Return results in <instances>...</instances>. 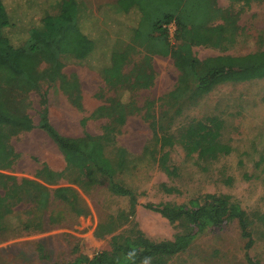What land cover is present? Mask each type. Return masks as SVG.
<instances>
[{"label":"rangeland","instance_id":"obj_1","mask_svg":"<svg viewBox=\"0 0 264 264\" xmlns=\"http://www.w3.org/2000/svg\"><path fill=\"white\" fill-rule=\"evenodd\" d=\"M0 1L10 21V26L2 33L13 47H19L28 39L31 28L41 24L43 17L58 12L62 0ZM77 1L80 9L78 26L83 35L94 41L93 51L86 56L73 50L71 53L77 57L73 58L65 53L70 52V45L54 40L52 47L62 52L61 73L78 80L80 107L73 104L72 95L60 90L58 82H42L38 90L26 94V112L36 125L43 95L50 123L64 136L100 135L105 131L104 127L113 126L110 144L122 147L128 155L126 168L113 180L134 193V211L129 213L128 197L110 192L105 177L96 174L94 183L74 182L76 174L66 169L61 152L35 126L9 140L18 158L9 170L2 172L15 177L17 182L22 179L39 181L50 191L71 187L76 200L73 208L57 200L50 204L46 218L51 215L55 222L42 232L23 230L24 225L37 219L27 212L33 204L24 200L12 201L13 212L5 219L4 232L0 231V264L68 263L79 254L91 258L111 250L112 235L133 236L137 233L153 241L172 240L176 235L187 238V247L166 264H264V222L259 220L264 214V78L222 81L205 96L193 101L188 98L166 101L164 97L174 90L180 73L170 56L152 55L149 65L153 84L123 95L124 99L132 97L138 107L144 105L140 115L129 116L122 124H116L113 118L98 117L96 110L106 103V98H119L106 86L102 69L109 64L112 51L121 50L131 40L139 16L133 10L119 13L132 0ZM215 2L221 10L236 14L231 41L218 47L192 46V56L202 61L264 51V3L246 6L228 0ZM222 23V19H216L210 25ZM63 32L68 41L73 28ZM173 32L172 28L168 31V42L175 49L179 42L173 40ZM141 57V53H132L130 62L124 66L126 70L129 71ZM44 67L42 62L38 68ZM190 84L193 86L191 81ZM145 113L153 115L161 128L157 129L159 142L156 145L149 127L151 119H142ZM208 118L222 121L221 141L231 147L227 156L213 161L199 159L196 154L187 155L178 144L162 145V138H176L189 124ZM105 151L110 159L115 157L113 146ZM164 154H167L165 163L161 164L157 159ZM43 165L62 176L35 178ZM0 193H3L1 187ZM206 194L228 195L230 202L246 213L253 239L251 246L246 247L248 239L241 236L236 219L206 226L186 219L170 224L160 214L145 207L160 203L187 205L190 200ZM39 245L42 252L37 250Z\"/></svg>","mask_w":264,"mask_h":264},{"label":"trees","instance_id":"obj_2","mask_svg":"<svg viewBox=\"0 0 264 264\" xmlns=\"http://www.w3.org/2000/svg\"><path fill=\"white\" fill-rule=\"evenodd\" d=\"M232 4L250 5L264 3V0H228ZM153 7V8H152ZM122 9V8H120ZM135 11L139 16L137 25L132 30L131 40L124 48L113 50L109 64L102 69V78L117 97H108L105 104L97 108L98 117L113 118L116 124H122L129 116L140 115L141 107L136 106L132 97L123 98L124 94L146 89L153 84L154 76L149 60L152 55L170 56L174 66L179 71L176 87L164 97V100L182 98L189 100L205 96L214 85L222 81L254 80L264 78V51L244 56L226 58H207L202 61L191 54L192 46L208 45L218 47L223 42H230L236 23V14L221 10L215 0H132L119 13ZM80 17L77 0H62L58 12L46 15L38 27L31 28L28 39L19 47H13L2 31L10 26L6 9L0 1V231L6 229L5 219L11 215L12 201H26L33 204L27 212L36 221L24 225L23 230L42 232L54 224L55 219L50 215L46 218V209L55 200L65 202L73 208L76 194L71 187H57L50 191L44 184L31 179L16 178L3 173L9 170L18 154L9 145V140L19 134L29 132L37 126L55 144L63 155L66 169L76 174L74 182L86 180V184L96 182L98 174L108 179L110 192L114 195L128 197L130 200L129 213L134 211L136 197L132 191L113 180L116 174L126 168L128 155L125 149L115 144L111 133L113 126L104 127L102 134L91 135L84 133L81 137H68L60 134L50 123L47 102L42 95L38 122L35 125L26 112L25 98L30 91L38 90L42 82H58L63 93L73 96L72 102L80 107L79 83L75 76L65 77L61 73L60 56L62 52L53 50L52 42H64L70 45L68 57L77 58L71 52L87 54L93 51L94 41L82 34L78 26ZM222 19V24L211 26L216 20ZM173 23L175 30L173 40L179 42L173 48L168 42L167 25ZM73 28L70 39L65 40L64 32ZM229 33L230 35H226ZM81 47V49H80ZM85 51V52H84ZM132 53H141L139 62L127 71L126 64L130 62ZM45 67L39 69V64ZM192 82L193 86L190 84ZM121 95H120V94ZM74 97H77L76 99ZM150 104V103H148ZM95 111V112H96ZM144 121L150 120L155 145L159 138L154 116L149 113L142 115ZM113 124L115 125V123ZM161 129V128H160ZM223 123L217 118H208L189 124L176 138H162V145L178 144L187 155L196 154L199 159L217 160L227 156L231 147L221 141ZM161 144V143H160ZM113 146L115 157L106 155V148ZM167 154L157 159L165 163ZM3 171V172H2ZM43 175L60 178L61 173H54L45 165L35 178ZM146 208L157 212L170 224L180 219H186L193 224L206 226L217 225L225 219H236L241 236L248 239L251 246L253 239L249 229L246 213L237 205L230 202L228 195L206 194L200 199L190 200L188 204L172 205L160 203L146 204ZM18 213V210H15ZM26 212V213H27ZM264 222V214L259 216ZM12 228V227H11ZM111 250L103 251L89 258L79 254L68 263L56 264H166L172 256L182 252L187 247V238L176 235L172 240L153 241L143 234L133 236L123 234L110 237ZM38 252L43 248L39 245ZM254 264H258L254 262Z\"/></svg>","mask_w":264,"mask_h":264},{"label":"built area","instance_id":"obj_3","mask_svg":"<svg viewBox=\"0 0 264 264\" xmlns=\"http://www.w3.org/2000/svg\"><path fill=\"white\" fill-rule=\"evenodd\" d=\"M175 26V25H174ZM173 26V23H170L167 25V30L170 31V29L172 28V32L175 30Z\"/></svg>","mask_w":264,"mask_h":264}]
</instances>
